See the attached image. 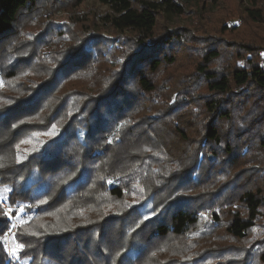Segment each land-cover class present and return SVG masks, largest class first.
Here are the masks:
<instances>
[{
	"label": "trees",
	"instance_id": "trees-1",
	"mask_svg": "<svg viewBox=\"0 0 264 264\" xmlns=\"http://www.w3.org/2000/svg\"><path fill=\"white\" fill-rule=\"evenodd\" d=\"M60 1L79 6L85 0H0V184L11 186V203L31 202L38 213L19 228V242L25 245L20 257L29 264H148L166 239L189 236L202 211L181 201L175 209L169 206L164 212L156 199L165 194L161 188L143 202L133 204L135 200L129 206L114 208L117 200H124L132 191L135 183L131 184L144 177L140 169L131 168L126 173L122 167L136 162L131 144L127 152L115 150L125 142L120 136L126 135V120L121 118H134L133 111L141 108L144 112V101L150 98L146 94L156 89L154 77L164 63L176 60L164 52L165 47L183 46L193 39L201 44L203 36L191 28L168 29L161 24L163 19L184 15L193 0H98L106 6L102 13L91 8L76 14L70 23L41 19L38 31L30 29L40 20V5H59ZM246 14L253 22L264 21L262 9L247 7ZM98 18L114 33L108 45L116 47L118 41L125 45L126 50L116 52L127 58L117 70L116 80L112 74L105 77L104 86H90L82 82L86 73L100 76L102 70L106 71L99 65L100 52L95 54L104 42L95 32L88 33ZM75 24L83 34L79 41L71 42L68 33ZM242 45L255 50L251 44ZM133 47L139 48L136 53L131 52ZM220 56V50L211 46L202 51L196 63V70L206 77L211 91L224 95L234 92V83L236 89L253 85L264 92V61L258 56L249 59L247 67H235L231 73L210 68ZM216 109L226 124L230 112L219 104H215ZM150 115L146 114L149 123ZM61 120L65 122L60 126ZM146 127L150 125L146 123ZM174 127L186 138L177 121ZM48 131L58 134L44 139L41 134ZM206 135L217 145L223 142L218 127L209 125ZM260 144L264 148V138ZM224 150H229V156L234 151L230 145ZM217 166L219 171H229L221 163ZM241 170L238 177H243L244 168ZM37 175L40 178L34 181ZM156 182L155 187L160 184ZM232 190L235 193L230 205L238 203L239 209L227 214V233L247 242L254 232L264 229V189L254 183L236 182ZM42 200L46 203L40 204ZM58 211V222L76 214L87 218L71 226L43 222ZM220 215L211 214L214 224L222 222ZM8 220L0 219V236ZM256 241L257 245L253 247L252 243L236 264H264V236ZM7 256L0 240V264H10ZM206 257L192 256L189 263L204 264ZM153 262L172 264L156 259Z\"/></svg>",
	"mask_w": 264,
	"mask_h": 264
},
{
	"label": "rangeland",
	"instance_id": "rangeland-1",
	"mask_svg": "<svg viewBox=\"0 0 264 264\" xmlns=\"http://www.w3.org/2000/svg\"><path fill=\"white\" fill-rule=\"evenodd\" d=\"M247 7L259 8L264 12V0L258 2L193 0L184 15L171 20L163 19L161 24L168 29L191 28L192 32L200 33L203 36L201 44L197 45L196 39H193L194 43L187 42L183 46L175 45L172 48L166 46L164 52L176 60L172 64L164 63L154 77L156 89L146 94L150 98L144 101V112L141 108L133 111L134 118L127 116L121 118L126 120V135L120 136L125 142L120 147L116 145L115 151L127 152L131 144L136 155V162L133 163L137 165L127 162L122 167L126 169V173L132 170L131 168L140 169L144 177L142 181L138 180L131 184L135 183L132 191L130 190L124 200H117L114 208L121 209L124 204L125 207L129 206L135 200L136 203L133 204L143 202L146 197L152 195V192L161 188L165 194L168 195L169 192L168 196L164 194L163 197L156 198L164 212L169 206L171 210L175 209L176 204L181 201L184 206L200 208L202 211L203 216L189 236L184 238L173 236L165 240L156 254H153L158 262L172 261V264H182L181 262L185 261V264H190L192 256L200 255L207 256L204 264H236L246 249L252 243L255 247L258 242L256 240L264 236L262 229L254 232L247 242L237 241L227 233L224 222L228 220L227 214L239 209L238 203L231 206L229 202L235 193L232 186L236 182L254 183L264 189V148L260 144V140L264 138V92L253 85L236 89L232 83L231 88L234 92L217 94L209 89L206 77L196 70V63L200 60L202 51L211 46H216L221 52L220 58L210 67L218 72L231 73L235 67L245 68L248 66V60L257 56L259 60L264 61V21L256 23L249 20L246 14ZM91 8L99 13L106 10V6L100 4L98 0H85L79 6L61 1L59 5L44 3L38 7L42 14L36 28L30 29L38 31L41 19L56 23L73 22L76 14L87 12ZM92 24L93 27L90 28L92 30L88 33L95 32L96 37L104 42L98 45L95 54L98 56L97 51L100 52L99 65L106 71L102 70L100 76L86 73L82 82L90 86L93 83L104 86L105 77L107 79L113 74L116 80L117 70H121L125 65L127 55L116 51L126 50V47L119 41L116 47L113 43L108 45L109 37L113 38L114 33L104 21L98 18V23ZM224 26L227 31H224ZM236 27L238 28L234 30ZM80 28L79 24H75L69 31L68 38L71 42L81 38L83 33L79 32ZM157 38L159 37L156 36ZM242 43L253 45L255 50L250 51ZM138 49L133 47L131 52L136 53ZM66 56L67 53L63 55V59ZM103 59L106 61L101 63ZM93 70L94 68L90 69L88 73H92ZM49 103L47 102L46 106ZM215 104L230 112L231 117L226 124L217 109L214 110ZM73 107L72 104L71 108ZM49 109L51 108L48 105L46 110ZM146 114H151V123ZM64 118L66 121L67 117L63 116L62 119ZM65 121L61 120L60 126ZM176 121L185 130L186 138L176 131L174 127ZM146 123L150 125L149 128L146 127ZM209 125L220 129L224 136L223 142L217 145L207 139L206 131ZM57 134L48 131L41 135L46 139ZM226 145H230L234 150L230 156L227 154L229 150H224ZM215 151L218 153L213 156ZM216 162L221 163L223 168L229 171H219L221 169ZM146 165L148 167H145ZM241 168H244L243 177H238L237 174L243 171ZM189 175L192 176V180L189 179ZM174 177L176 179H173ZM179 177L180 183L177 182ZM39 178V176L37 179L34 178V181ZM140 178L142 177H137ZM158 180L160 184L155 187ZM10 190L11 186L0 184L2 197L0 219L2 217L9 219L0 240L5 246L10 264H29L20 257V253L18 256L10 255V250L20 243L18 233L21 224L30 223L38 213L31 202L11 203L8 200ZM21 206L24 207L23 212L20 211ZM213 212L221 214L222 222L219 225L211 220ZM60 214L59 211L54 212L46 216L43 222L71 226L87 218L84 214H76L67 218L62 217L58 222L57 217ZM14 216L18 217L14 219ZM154 259L152 258L148 264L154 263Z\"/></svg>",
	"mask_w": 264,
	"mask_h": 264
},
{
	"label": "snow or ice",
	"instance_id": "snow-or-ice-1",
	"mask_svg": "<svg viewBox=\"0 0 264 264\" xmlns=\"http://www.w3.org/2000/svg\"><path fill=\"white\" fill-rule=\"evenodd\" d=\"M13 127H16V125H13ZM22 142H23V141H22ZM17 147H19V145H17ZM5 191H8V190L5 189ZM0 199H2V197H0ZM39 203H40V204H43V203H46V201H43V200H42V201H40ZM8 211L10 212L11 209H9ZM20 211H21V212L24 211V207H23V206H21ZM144 219L147 220V219H149V218H148V217H144ZM14 227H15V225H14ZM24 247H25L24 244H22V243H18L14 249H11V250H10V255H12V256H18L19 253L21 252V250L24 249Z\"/></svg>",
	"mask_w": 264,
	"mask_h": 264
},
{
	"label": "built area",
	"instance_id": "built-area-1",
	"mask_svg": "<svg viewBox=\"0 0 264 264\" xmlns=\"http://www.w3.org/2000/svg\"><path fill=\"white\" fill-rule=\"evenodd\" d=\"M0 81H1V78H0ZM18 216H14V219L17 218Z\"/></svg>",
	"mask_w": 264,
	"mask_h": 264
}]
</instances>
